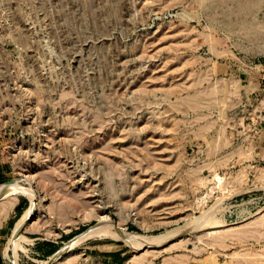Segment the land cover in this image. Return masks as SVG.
Listing matches in <instances>:
<instances>
[{"label":"rangeland","instance_id":"obj_1","mask_svg":"<svg viewBox=\"0 0 264 264\" xmlns=\"http://www.w3.org/2000/svg\"><path fill=\"white\" fill-rule=\"evenodd\" d=\"M10 184L0 264H264V0H0Z\"/></svg>","mask_w":264,"mask_h":264},{"label":"bare ground","instance_id":"obj_2","mask_svg":"<svg viewBox=\"0 0 264 264\" xmlns=\"http://www.w3.org/2000/svg\"><path fill=\"white\" fill-rule=\"evenodd\" d=\"M22 189V188H21ZM23 190V189H22ZM15 191H17V186H14L13 184H10L9 186H6V187H3V188H1L0 189V197H4V198H6V197H8L9 195H11L12 194V192L14 193ZM24 191V190H23ZM208 196V195H207ZM207 196H204V197H202V198H199L198 200H197V206H199V207H201V206H203L205 203H206V201H207ZM4 207L5 206H7V204L6 205H3ZM3 206L1 207V208H3ZM8 209H9V205H8ZM7 209V210H8ZM6 211V209L4 208V211H3V209L1 210V212H5ZM0 212V213H1ZM32 212H33V208H31L24 216H23V218L17 223V226H15L16 227V232H19L20 231V228L21 227H23L24 225V222L27 220V219H29V217L31 216V214H32ZM206 214V216L205 217H207V219H208V216L209 215H207V213H205ZM204 214V215H205ZM203 220H204V218H203ZM209 221V220H208ZM200 222V221H199ZM206 223V222H205ZM219 223V222H218ZM202 224V223H201ZM204 224V223H203ZM23 225V226H22ZM198 225V227H199V223L197 224ZM223 225V224H222ZM215 226V225H214ZM197 227V226H196ZM213 227V226H212ZM217 227H218V225H217ZM205 228V227H204ZM183 232V231H182ZM182 232H180L179 230H173V231H168V232H166V233H162V234H160V235H158V236H153V237H149V236H145V235H132V234H123V235H121L123 238H126V240H128V241H130V242H134V243H139V245L141 246V247H157V246H161V245H165V244H167L169 241H171L172 239H174L175 237H179L180 235H183L182 234ZM91 233V234H90ZM92 233H95L94 231H87V232H85V235H84V237H91V236H93V234ZM17 235H20V233H17L16 235H15V239H17V241H18V236ZM117 236H119V235H117ZM15 242V241H14ZM74 243L75 242H70V246H73L74 245ZM68 245V246H69ZM69 246V247H70ZM69 247H67L66 249H68ZM62 255V254H61Z\"/></svg>","mask_w":264,"mask_h":264},{"label":"crops","instance_id":"obj_3","mask_svg":"<svg viewBox=\"0 0 264 264\" xmlns=\"http://www.w3.org/2000/svg\"><path fill=\"white\" fill-rule=\"evenodd\" d=\"M3 201H4V199H3ZM5 202L6 201H4V202H0V208L2 207V205H4L5 204ZM9 212H10V210H9ZM9 214V213H8ZM0 216H1V214H0ZM7 233H10V219L7 221V227H6V234ZM37 243V242H36ZM35 243V244H36ZM38 244H40V243H38ZM52 246L54 247V248H52V249H50L46 254L47 255H50L49 253H50V251L51 250H53V249H56V245L55 244H52ZM40 249V245H37V246H35L34 248H33V250H32V253H34V254H36V253H38V250ZM55 252V251H54ZM53 252V253H54ZM52 253V254H53Z\"/></svg>","mask_w":264,"mask_h":264},{"label":"trees","instance_id":"obj_4","mask_svg":"<svg viewBox=\"0 0 264 264\" xmlns=\"http://www.w3.org/2000/svg\"><path fill=\"white\" fill-rule=\"evenodd\" d=\"M106 243L105 244H114L115 242L114 241H105ZM56 249H53V250H51L50 251V253L49 254H52L54 251H55ZM132 250H135V249H132ZM124 253V250L123 251H120V252H118V253H114V255H120V254H123Z\"/></svg>","mask_w":264,"mask_h":264},{"label":"water","instance_id":"obj_5","mask_svg":"<svg viewBox=\"0 0 264 264\" xmlns=\"http://www.w3.org/2000/svg\"><path fill=\"white\" fill-rule=\"evenodd\" d=\"M136 248V247H135ZM138 249V248H137Z\"/></svg>","mask_w":264,"mask_h":264}]
</instances>
